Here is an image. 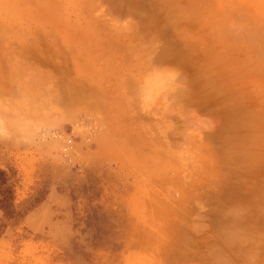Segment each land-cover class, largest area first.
<instances>
[{
    "label": "rangeland",
    "instance_id": "1",
    "mask_svg": "<svg viewBox=\"0 0 264 264\" xmlns=\"http://www.w3.org/2000/svg\"><path fill=\"white\" fill-rule=\"evenodd\" d=\"M0 264H264V0H0Z\"/></svg>",
    "mask_w": 264,
    "mask_h": 264
},
{
    "label": "bare ground",
    "instance_id": "2",
    "mask_svg": "<svg viewBox=\"0 0 264 264\" xmlns=\"http://www.w3.org/2000/svg\"><path fill=\"white\" fill-rule=\"evenodd\" d=\"M223 29L225 30L226 28L223 27ZM224 30H223L222 34H224ZM221 31H222V30H221ZM226 31H227V30H226ZM226 31H225V32H226ZM231 35H232V34H231ZM243 35H244V34H243ZM244 36H245V35H244ZM231 37H232V36H231ZM245 37H246V36H245ZM237 38H238V37H237ZM24 85H25V84H24Z\"/></svg>",
    "mask_w": 264,
    "mask_h": 264
}]
</instances>
